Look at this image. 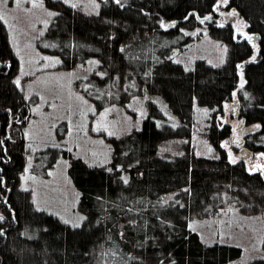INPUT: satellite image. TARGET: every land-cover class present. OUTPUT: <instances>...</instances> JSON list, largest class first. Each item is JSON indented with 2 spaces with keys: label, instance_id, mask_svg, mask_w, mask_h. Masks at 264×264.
I'll use <instances>...</instances> for the list:
<instances>
[{
  "label": "trees",
  "instance_id": "obj_1",
  "mask_svg": "<svg viewBox=\"0 0 264 264\" xmlns=\"http://www.w3.org/2000/svg\"><path fill=\"white\" fill-rule=\"evenodd\" d=\"M220 1H111L98 14L87 15L48 0L58 15L38 47L59 55L64 69L99 61L95 72L75 82L97 110L129 103L136 90L162 97L181 123L158 125L161 109L147 101L142 128L110 139L108 166H91L51 148L36 156V165L45 168L59 156L70 160L69 177L81 196L78 209L86 215L79 227L37 210L31 192L20 187L29 105L15 84L18 60L0 20V208L5 213L0 264H230L241 257L240 247L205 243L189 229L191 219L213 217L226 205H236L245 215L264 211V178L251 173L244 160L231 161L222 148L230 128L216 123L208 128L216 158L195 156L187 142L182 155L161 152L167 141L190 139L195 103L214 110V117L221 113L238 89L242 66L248 96L239 94L241 115L257 129L239 145L264 154V0H227L250 33L259 35L254 45L234 39L231 24L208 23L211 37L228 45L222 67L198 61L186 70L173 61L174 51L190 41L183 31L214 15Z\"/></svg>",
  "mask_w": 264,
  "mask_h": 264
},
{
  "label": "rangeland",
  "instance_id": "obj_2",
  "mask_svg": "<svg viewBox=\"0 0 264 264\" xmlns=\"http://www.w3.org/2000/svg\"><path fill=\"white\" fill-rule=\"evenodd\" d=\"M51 1L64 3L87 15H95L105 4L123 0ZM57 15V10L50 6L48 0H19L18 4L16 0H0V16L3 17L0 20L18 60L19 67L14 81L29 105V116L23 125L27 159L21 173L20 187L31 192L37 210L55 215L68 225L79 227L86 215L78 209L81 196L69 177L70 160L59 156L56 163L45 168L36 165V156L51 148L58 152L65 150L91 166H108L112 160L110 139L120 138L142 128L149 115L147 101L154 102L161 109L163 119L157 120L158 125L168 124L177 128L181 123L162 97L143 95L136 90L129 103L97 110L75 89V82L87 79L97 70L99 61L89 59L76 67L64 69V60L59 55L38 47V42L46 35ZM214 15L206 17H211V22H200L199 27L183 31L190 37V41L186 48L174 51L172 57L175 63L186 70H192L198 61H204L215 68L226 63L228 45L211 37L208 23L216 26L231 24L234 39L238 41L252 35L246 21L228 7L227 0L218 3ZM45 49L49 50L48 47ZM245 83L241 66L238 89L231 100L223 105L221 113L214 117V110L195 103L190 139L167 141L161 148L162 154L182 155L185 153L182 143L187 142L197 157H218V152L208 139V128L216 123L220 128L228 126L231 130L230 137L222 143L231 161L244 160L249 170L263 165L260 153H248L246 147L239 145L248 133L257 129L256 126L246 125L241 115L243 104L239 94L243 92L247 98ZM48 161L47 157L46 163ZM35 166H38L36 171ZM0 217L1 222L5 218L1 208ZM189 229L197 233L205 243L240 247L241 257L230 264L264 260V211L257 215H245L236 205H226L213 217L191 219Z\"/></svg>",
  "mask_w": 264,
  "mask_h": 264
},
{
  "label": "water",
  "instance_id": "obj_3",
  "mask_svg": "<svg viewBox=\"0 0 264 264\" xmlns=\"http://www.w3.org/2000/svg\"><path fill=\"white\" fill-rule=\"evenodd\" d=\"M212 21V18L209 17V18H203V19H200V22H211ZM173 24H171L172 26ZM244 40H247L249 41L250 43H252L253 45L256 44L260 38H259V35L257 34H252V35H248ZM248 153H251L249 152L248 150H246ZM260 157L263 158V161H264V154L263 153H260L259 154ZM251 173H258L262 176V178H264V163L263 165H260L259 167L256 166V169L255 170H250Z\"/></svg>",
  "mask_w": 264,
  "mask_h": 264
},
{
  "label": "snow or ice",
  "instance_id": "obj_4",
  "mask_svg": "<svg viewBox=\"0 0 264 264\" xmlns=\"http://www.w3.org/2000/svg\"><path fill=\"white\" fill-rule=\"evenodd\" d=\"M16 2H17V4H18V3H19V0H16ZM0 19H3V17L0 16ZM17 83H19V82L17 81ZM257 167H259V166H257ZM0 219H2V217H0Z\"/></svg>",
  "mask_w": 264,
  "mask_h": 264
}]
</instances>
